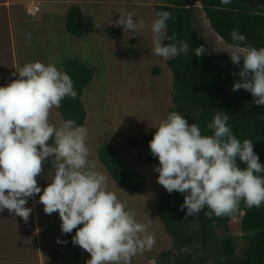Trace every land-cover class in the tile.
<instances>
[{
  "label": "clouds",
  "instance_id": "obj_1",
  "mask_svg": "<svg viewBox=\"0 0 264 264\" xmlns=\"http://www.w3.org/2000/svg\"><path fill=\"white\" fill-rule=\"evenodd\" d=\"M232 2L220 0V5ZM156 16L151 54L164 60L186 54L189 44L182 41L178 47L175 33L168 37L173 43H162L171 13L158 11ZM115 25L123 32L141 31L144 22L136 24L132 13H120ZM230 36L240 42L235 45L239 51L230 54L231 61L240 65L243 60L232 90H247L255 105L264 106V48L241 47L247 37L236 29ZM205 51L201 45L194 55L200 57ZM17 73V79L0 86V213L7 209L28 220L32 212L26 207L28 198L42 192L36 177L42 163L52 158L51 182L39 196L45 214L58 212L62 234L77 229L72 243L90 253L86 264H130L132 257L156 243L149 230L152 219L139 222L135 210L107 190L108 177L89 159L87 127L72 119L58 127L49 122L53 108H59L66 97L77 96L71 77L54 63L40 61L25 64L13 75ZM228 121L227 112H217L208 124L212 135L206 136L197 123L189 124L173 111L155 127L149 146L159 161L154 168L157 182L169 193L185 194L180 205L181 211L187 210L185 217L198 216L204 209L209 210L204 212L208 218L231 216L241 201L249 208L264 205V165L253 142L247 138L241 142ZM238 161L245 167H239ZM238 218L234 215L230 221Z\"/></svg>",
  "mask_w": 264,
  "mask_h": 264
},
{
  "label": "rangeland",
  "instance_id": "obj_2",
  "mask_svg": "<svg viewBox=\"0 0 264 264\" xmlns=\"http://www.w3.org/2000/svg\"><path fill=\"white\" fill-rule=\"evenodd\" d=\"M256 2L264 4V0ZM0 3L10 8L0 7V86H7L18 77V73H13L36 61L54 63L62 71L65 59L79 58L93 69V79L81 94L86 110L84 126L89 130V159L97 171L108 177L107 190L135 210L139 222L152 219L149 230L155 234L156 243L150 250L132 257L130 264H155L158 253L172 247L171 236L165 232L155 209L157 196L168 191L157 182L159 173L154 168L159 162L148 161L145 150H132L128 140L156 131L155 127L172 108L171 71L166 60L151 54V25L157 19L155 5L160 0H38L35 3L41 7L38 17L25 15L23 5H28L29 0H0ZM186 4L193 10L195 26L206 45L219 59L231 61L230 54L239 50L212 31L199 1L186 0ZM73 5H78L83 15L80 37L73 36L65 27L67 10ZM120 13H132L136 24L144 22L143 29L123 32L122 26L115 25ZM108 25L121 31L118 39H112L105 31ZM15 55L17 67L15 63L12 65ZM155 66L159 67L158 74L152 72ZM62 121L58 108H53L49 122L58 127ZM48 143H52L51 138ZM102 145L113 146L125 168L143 176L142 189L131 191L113 180L98 159V148ZM51 160L42 163V172L36 177L42 192L51 182ZM42 192L28 198L26 207L32 212L26 222L7 209L0 213V264H86L90 253L72 243L76 230L71 236L61 233L58 212L49 215L43 211L44 205L39 202ZM33 216L37 217L39 235L33 231ZM229 221L228 230L217 228L216 233L219 237L231 235L239 254L246 239L238 219ZM58 239L66 243L56 244ZM189 250L187 247L182 251Z\"/></svg>",
  "mask_w": 264,
  "mask_h": 264
},
{
  "label": "trees",
  "instance_id": "obj_3",
  "mask_svg": "<svg viewBox=\"0 0 264 264\" xmlns=\"http://www.w3.org/2000/svg\"><path fill=\"white\" fill-rule=\"evenodd\" d=\"M201 4V11L212 31L225 43L235 46L230 33L233 29L245 34L247 39L241 47L248 45L257 49L264 48V4L256 0H233L230 5H220V0H196ZM158 11H168L171 19L162 43H173L168 39L176 34V45L187 42L188 52L166 60L172 74L170 112L176 111L184 116L189 124L197 123L202 135H212L208 124L217 112L229 115V125L233 134L241 140L250 139L259 162L264 165V106L253 103L254 97L244 89L233 91L234 83L240 79L237 75L240 65L232 61L221 60L206 45L196 28V19L186 0H160L155 5ZM157 17V16H156ZM83 15L78 5L67 10L65 16L66 30L73 36L80 37L83 30ZM105 31L112 39H118L121 31L111 25ZM203 45L205 53L200 57L194 55L195 48ZM62 71L69 74L77 93L75 99L66 97L58 108L64 120L72 119L77 125H83L86 110L81 101V94L93 79V69L79 58L64 60ZM159 67L152 69L159 73ZM155 131L142 136H131L128 140L132 150H145L150 162H159L151 154L149 141ZM98 158L113 180L131 191H138L144 186L141 174L128 171L117 150L113 146L102 145L98 148ZM238 166L245 165L238 161ZM185 194L173 191L163 192L155 200V209L167 234L171 236L172 247L158 253L155 264H264V205L249 208L241 201L238 225L244 233L246 244L237 254L235 239L231 235L218 236L217 228L228 230L227 222L234 216L208 218L204 209L198 216L185 217L186 209L181 211ZM230 222V221H229ZM78 225L77 227H82ZM77 230V229H74ZM189 247V251H182ZM201 250V251H200ZM200 251L198 254L197 252Z\"/></svg>",
  "mask_w": 264,
  "mask_h": 264
},
{
  "label": "crops",
  "instance_id": "obj_4",
  "mask_svg": "<svg viewBox=\"0 0 264 264\" xmlns=\"http://www.w3.org/2000/svg\"><path fill=\"white\" fill-rule=\"evenodd\" d=\"M52 1H58V0H52ZM32 3H38V0H29V3H28V5H26L27 3H24V5H23V9H24V11H25V15L26 16H28L26 13H27V9H29L30 7H31V5H32ZM2 6H4V5H1V3H0V7H2ZM24 6H25V8H24ZM27 6V7H26ZM5 7V6H4ZM6 9H10L9 7H7V5H6V7H5ZM39 8H40V10H39V12L41 11V7H40V5H39ZM39 12H38V14H39ZM9 15H11L10 13H9ZM37 17H38V15H37ZM11 33V32H10ZM11 60V59H10ZM17 60H18V56H16L15 55V57H14V61L12 60V65H14V63H15V66L17 67L18 66V63H17ZM16 70L17 69H15L14 70V72H16ZM15 79H16V76H15ZM81 97H82V95H81ZM85 120H86V118H85ZM34 204H33V201H32V206H33ZM33 210H34V208H33ZM35 212V210L33 211V213ZM32 221H33V231L36 233L37 232V234L39 235V233H38V231H39V227H38V224H37V217L35 218V216H33V219H32ZM70 236H71V233H70ZM56 244H59L58 242L56 243ZM38 252L41 254V252H40V249L38 250Z\"/></svg>",
  "mask_w": 264,
  "mask_h": 264
},
{
  "label": "built area",
  "instance_id": "obj_5",
  "mask_svg": "<svg viewBox=\"0 0 264 264\" xmlns=\"http://www.w3.org/2000/svg\"><path fill=\"white\" fill-rule=\"evenodd\" d=\"M39 4H32L31 9H27V14L29 16H35L39 12Z\"/></svg>",
  "mask_w": 264,
  "mask_h": 264
},
{
  "label": "bare ground",
  "instance_id": "obj_6",
  "mask_svg": "<svg viewBox=\"0 0 264 264\" xmlns=\"http://www.w3.org/2000/svg\"><path fill=\"white\" fill-rule=\"evenodd\" d=\"M30 9H31V7H30Z\"/></svg>",
  "mask_w": 264,
  "mask_h": 264
}]
</instances>
